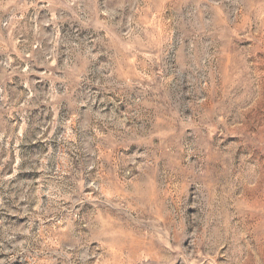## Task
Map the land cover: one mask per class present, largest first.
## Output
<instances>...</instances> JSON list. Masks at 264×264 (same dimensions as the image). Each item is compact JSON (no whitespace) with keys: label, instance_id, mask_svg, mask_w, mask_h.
Returning a JSON list of instances; mask_svg holds the SVG:
<instances>
[{"label":"rangeland","instance_id":"rangeland-1","mask_svg":"<svg viewBox=\"0 0 264 264\" xmlns=\"http://www.w3.org/2000/svg\"><path fill=\"white\" fill-rule=\"evenodd\" d=\"M0 264H264V0H0Z\"/></svg>","mask_w":264,"mask_h":264}]
</instances>
